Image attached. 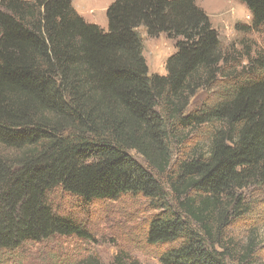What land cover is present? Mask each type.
Returning <instances> with one entry per match:
<instances>
[{"label":"trees","instance_id":"1","mask_svg":"<svg viewBox=\"0 0 264 264\" xmlns=\"http://www.w3.org/2000/svg\"><path fill=\"white\" fill-rule=\"evenodd\" d=\"M236 1L251 22L235 32H259L264 0ZM72 2L0 0V264L93 242L63 195L81 212L145 200L158 264H264V58L241 66L197 0H114L106 30ZM140 29L173 42L165 75L148 74Z\"/></svg>","mask_w":264,"mask_h":264},{"label":"rangeland","instance_id":"2","mask_svg":"<svg viewBox=\"0 0 264 264\" xmlns=\"http://www.w3.org/2000/svg\"><path fill=\"white\" fill-rule=\"evenodd\" d=\"M112 1L73 0L72 5L84 20L102 27L106 25V8ZM197 5L208 16L219 35L223 49L231 53V47L235 48L241 66L247 63V53L251 58H264V27L259 32L236 33L234 30L236 24L249 25L251 22V15L243 5L236 0H197ZM139 33L148 74L164 75L166 60L175 51L173 42L164 35L149 38L143 29ZM173 148L172 160L176 161L178 157H182V152L175 146ZM129 154L145 167L142 158L134 152ZM11 155L12 153L0 148V156ZM58 203L65 213L79 215V219L91 230L93 242L54 238L27 249L28 259L25 264H53L51 258L69 261L79 257H83V260L93 257L101 264H111L116 255H121L127 264L132 261L139 264H158L155 250L146 247L144 243V231L155 213L145 200L130 196L118 202H98L82 212L77 209L76 202L66 195L60 197ZM261 239H264V228L261 230Z\"/></svg>","mask_w":264,"mask_h":264},{"label":"crops","instance_id":"3","mask_svg":"<svg viewBox=\"0 0 264 264\" xmlns=\"http://www.w3.org/2000/svg\"><path fill=\"white\" fill-rule=\"evenodd\" d=\"M114 1V0H113ZM112 1V2H113ZM80 15V14H79ZM81 16V15H80ZM82 17V16H81ZM83 18V17H82ZM86 21V20H85ZM87 22V21H86ZM87 23H89V22H87ZM90 24H95V23H90ZM95 25H97V24H95ZM97 26H99V25H97ZM100 27V26H99ZM106 27V29H107V22H106V25L105 26H102V27H100V28H102V29H104ZM106 29H104V30H106ZM159 75V74H158ZM165 75V74H164ZM161 76H163V74L161 75Z\"/></svg>","mask_w":264,"mask_h":264}]
</instances>
